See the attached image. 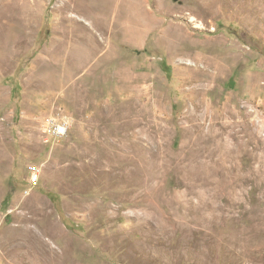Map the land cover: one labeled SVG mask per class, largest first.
Here are the masks:
<instances>
[{"label": "rangeland", "instance_id": "1", "mask_svg": "<svg viewBox=\"0 0 264 264\" xmlns=\"http://www.w3.org/2000/svg\"><path fill=\"white\" fill-rule=\"evenodd\" d=\"M0 264H264V0H0Z\"/></svg>", "mask_w": 264, "mask_h": 264}, {"label": "built area", "instance_id": "2", "mask_svg": "<svg viewBox=\"0 0 264 264\" xmlns=\"http://www.w3.org/2000/svg\"><path fill=\"white\" fill-rule=\"evenodd\" d=\"M42 130L45 135L52 137H63L67 134L69 130V125L67 122L59 121L54 118H48L44 121ZM37 175L34 173L32 179L36 180Z\"/></svg>", "mask_w": 264, "mask_h": 264}]
</instances>
